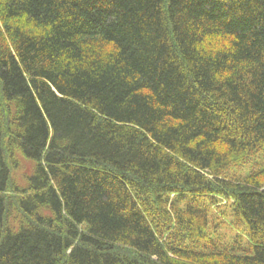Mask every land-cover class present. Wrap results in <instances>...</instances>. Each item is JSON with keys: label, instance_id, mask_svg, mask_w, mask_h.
Returning a JSON list of instances; mask_svg holds the SVG:
<instances>
[{"label": "trees", "instance_id": "obj_1", "mask_svg": "<svg viewBox=\"0 0 264 264\" xmlns=\"http://www.w3.org/2000/svg\"><path fill=\"white\" fill-rule=\"evenodd\" d=\"M0 264H264V0H0Z\"/></svg>", "mask_w": 264, "mask_h": 264}, {"label": "rangeland", "instance_id": "obj_2", "mask_svg": "<svg viewBox=\"0 0 264 264\" xmlns=\"http://www.w3.org/2000/svg\"><path fill=\"white\" fill-rule=\"evenodd\" d=\"M17 157L19 159V165L12 170V175L17 183L24 184L27 180L26 175L32 174L34 163L19 154H17Z\"/></svg>", "mask_w": 264, "mask_h": 264}]
</instances>
